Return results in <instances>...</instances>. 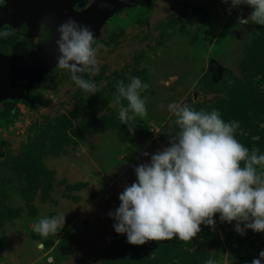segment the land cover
<instances>
[{"label": "rangeland", "instance_id": "obj_1", "mask_svg": "<svg viewBox=\"0 0 264 264\" xmlns=\"http://www.w3.org/2000/svg\"><path fill=\"white\" fill-rule=\"evenodd\" d=\"M252 11L246 4L232 7L231 0L122 4L94 35L98 73L82 74L96 84V94L55 65L24 97L0 100V264H47L48 256L54 264H205L209 258L251 264L260 258L264 232L246 229L241 235L237 222L221 221L219 213L214 230L201 224L191 241L130 244L126 234L115 232L109 216L114 211L105 202L137 180L136 166L170 146V133L178 131L168 108L173 102L218 110L226 122L239 123L241 143L264 153V26L238 21ZM4 30L13 34L0 37L3 55H25L49 35L44 23L33 36L23 22L2 23ZM132 77L149 87L141 93L147 116H137L129 132L114 101L117 82L127 85ZM71 168L79 176L90 174L94 188L68 177ZM60 202L75 208V220L84 213L83 222L65 218L47 238L34 232L39 219L63 213Z\"/></svg>", "mask_w": 264, "mask_h": 264}, {"label": "clouds", "instance_id": "obj_2", "mask_svg": "<svg viewBox=\"0 0 264 264\" xmlns=\"http://www.w3.org/2000/svg\"><path fill=\"white\" fill-rule=\"evenodd\" d=\"M242 4L253 11L248 18H238L239 24L251 21L264 26V0H231L232 7ZM57 31V67L68 70L79 88L96 94V84L82 75L98 73L93 31L71 18ZM12 34L0 31V37ZM148 87L140 77H132L127 85L123 81L116 84L114 103L129 132L135 131L137 116H147V98L141 93ZM121 99L127 101L126 107ZM168 108L178 131L170 133V146L152 154L150 163L135 167L137 180L125 187L119 207L109 213L116 221L115 232L126 234L133 245L173 238L188 242L201 231V224L214 230L217 213L221 221H236L235 230L241 235L246 229L264 232V153L241 143L236 136L239 123L226 122L216 109L196 110L176 102ZM64 223L65 213H60L39 219L33 230L47 238L56 235ZM259 257L251 264H262L264 251ZM47 264H54L53 256L47 257ZM205 264L217 261L209 258Z\"/></svg>", "mask_w": 264, "mask_h": 264}, {"label": "water", "instance_id": "obj_3", "mask_svg": "<svg viewBox=\"0 0 264 264\" xmlns=\"http://www.w3.org/2000/svg\"><path fill=\"white\" fill-rule=\"evenodd\" d=\"M87 1L81 8L76 4ZM136 0H4L0 4V24L25 23L27 35L37 33L40 23L48 28V38L25 55L0 54V100L24 97L28 89L51 67L59 56L58 27L69 18L97 33V27L113 9Z\"/></svg>", "mask_w": 264, "mask_h": 264}, {"label": "crops", "instance_id": "obj_4", "mask_svg": "<svg viewBox=\"0 0 264 264\" xmlns=\"http://www.w3.org/2000/svg\"><path fill=\"white\" fill-rule=\"evenodd\" d=\"M69 160V159H68ZM64 161H65V159H61V160H59V162L62 164V163H64ZM51 161H49V163H50ZM51 164H54L55 166L58 164V162L56 163V161L55 162H52ZM60 167H61V165H59ZM75 169H77L76 167H75ZM63 171V170H62ZM65 172H67L68 173V177H70V178H74V179H77L78 181H84V180H87L88 181V185H87V188L88 189H93L94 188V182H90L91 181V179H94L92 176H90V174L88 175V176H79V175H76L75 174V170L74 169H70V170H67V171H65ZM74 172V173H73ZM128 179H130V178H125L124 179V181H122V182H120V180H119V182L118 183H120V185H119V188H121V187H123V186H125V184L127 183V180ZM106 194V193H105ZM109 196V195H108ZM114 197V196H113ZM112 196L110 197V198H108V200L107 201H105V202H107L108 203V205H107V207H108V210H112V211H115L118 207H119V205H120V200H119V198L118 197H114L113 198ZM112 200V201H111ZM103 202V201H102ZM61 203V202H60ZM58 203V206H61V204H62V206H61V208L60 209H58V210H61V211H63V213H65V218H66V220H67V222L69 221L71 224H77V222L78 223H81V222H83V217L84 216H82V214H84V213H79V215H77V216H79L78 217V219H76L75 220V215H76V213H75V211L76 210H73V209H75V208H70L69 206H68V204L65 202V203ZM110 204V205H109ZM66 207H67V210H65L66 209ZM77 212V211H76ZM80 212H81V210H80ZM78 214V213H77ZM113 218V217H112ZM113 220H114V218H113ZM73 221H75V222H73ZM106 221L108 222V220H107V218H106ZM105 221V222H106ZM83 229V228H82ZM81 238H83V236L81 237Z\"/></svg>", "mask_w": 264, "mask_h": 264}, {"label": "trees", "instance_id": "obj_5", "mask_svg": "<svg viewBox=\"0 0 264 264\" xmlns=\"http://www.w3.org/2000/svg\"><path fill=\"white\" fill-rule=\"evenodd\" d=\"M86 4H87V1H84L83 3L76 4L75 8H77V9L81 8V7H83Z\"/></svg>", "mask_w": 264, "mask_h": 264}]
</instances>
